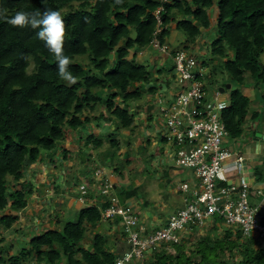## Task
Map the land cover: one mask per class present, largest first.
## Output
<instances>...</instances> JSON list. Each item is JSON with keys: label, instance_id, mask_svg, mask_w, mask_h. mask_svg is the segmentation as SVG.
<instances>
[{"label": "trees", "instance_id": "trees-1", "mask_svg": "<svg viewBox=\"0 0 264 264\" xmlns=\"http://www.w3.org/2000/svg\"><path fill=\"white\" fill-rule=\"evenodd\" d=\"M4 7L9 14L20 9L32 14L44 9L60 11L65 22V54L71 57L70 71L77 79L69 84L58 78L54 56L32 29L0 21L1 228H12L17 212L27 207L30 193L19 188L20 181L23 170L41 159V150L56 154L66 131L81 132L92 121H106L115 131L131 128L130 102L141 101L144 92L153 94L156 89L148 86L151 73L135 62V53L130 58V51L150 46L158 27L154 14L158 8H162L160 44L174 23L194 43L202 31L211 28L210 9H217L210 53L221 60L231 85L228 106L222 110L231 140L241 137L250 111L243 85L251 79V88L259 93L264 90V0H122L120 4L115 0H4ZM202 67L207 69V63ZM98 106L103 107L96 116L92 113ZM90 143L96 148L102 144L93 135L85 141L86 146ZM111 147L117 149V142H111ZM256 175L262 178L258 171ZM136 192V188L121 189L118 195L125 200ZM104 199L102 204L79 208L76 221H66L60 230L34 235L28 249L8 259L0 257V264H114L124 249L107 247L105 236L96 235L92 249L79 247L87 228L101 223V210L110 204L108 197ZM107 221L119 223L117 218ZM261 222L264 225V217ZM225 234L214 241L205 238L190 256L181 242L171 246L173 253L157 250L143 264H234L231 253L229 262L217 263L219 254L234 249H238V264H264V247L257 237L246 238L240 231ZM234 235L237 240L233 241ZM257 241V246H250Z\"/></svg>", "mask_w": 264, "mask_h": 264}, {"label": "rangeland", "instance_id": "rangeland-1", "mask_svg": "<svg viewBox=\"0 0 264 264\" xmlns=\"http://www.w3.org/2000/svg\"><path fill=\"white\" fill-rule=\"evenodd\" d=\"M216 15L217 9H210L209 17L212 23L211 28L202 31V34L194 43L188 42L183 32L175 29V23V25L173 24L174 26L169 28V36L164 41V45L168 47V50L176 51L177 49L185 48L187 52L196 58L198 63H207V69H205V71L209 77L206 78L204 82L209 96L214 94L219 88H223L230 83L226 74L223 72L221 60L217 58L213 59L210 53L211 42L216 37V24H214ZM131 35L134 37V32ZM134 53L136 55L135 62L146 67L151 73V81L148 83V86L156 88V92L153 94L144 92L141 101L130 102L128 111L132 114V117H134V123L131 128L115 131L113 127H109L106 121H92V123H90L91 125L81 132L66 131L64 138L56 147V154L53 155L52 151H40L42 159H40L34 167L24 169L23 179L20 181L22 186L19 188H23L30 193L27 198V207L17 212L19 216L18 221L12 228L6 229L0 227V257L8 259L13 255H18L22 248H29L28 242L34 235L43 233L48 229L60 230L66 221H76L78 216L77 210L87 207L88 205L92 206L94 203H87V195L90 190L84 187L85 183L88 184L91 191L96 194H98V192L101 194L100 190L104 182L103 179H108L113 185L116 184L120 186L122 190L124 189L127 191L132 188H137L138 185H144L143 187H138L139 189L137 188V198L140 195V199L143 197L146 202L149 201V203H151V206H154L159 201L166 202L167 209L165 213L168 216L169 202L167 203V198L165 196L167 176H165V171L163 170L168 166L167 161L169 162L170 160L168 158L166 160V156L164 158L159 153L160 150L158 151L159 146L163 154L166 155V145H163L158 136L153 137L151 135L154 128L160 129L158 133L162 130L163 121L161 115L158 114V108H156V106L159 102H163L161 99H168L169 89L172 91L176 86L173 78L167 77L168 73L173 71L174 64L171 58H163L161 53L150 46H147L143 50H131L130 58ZM156 55L158 56L156 57ZM229 55L231 56V53H229ZM85 60L86 59H84V63ZM114 60L113 58L112 62H114ZM158 69H162L163 71L160 74L161 76L156 72ZM165 78L168 80L169 84H167V82H162L165 81ZM156 80H160V84H156ZM166 85H169V87L167 88ZM242 89L244 92H247L248 95L251 94L250 91L253 94H260L259 91L253 88ZM229 91L230 90H226L222 94V97L227 98L230 93ZM170 98H172V95ZM118 102L119 100H115L116 104H118ZM261 104L264 106L263 102ZM150 106L154 107L153 112ZM102 107L103 106H98L92 114L97 116ZM150 117H154L156 120L153 124L154 128L152 127V122H150L151 120H149ZM90 135L101 140V146L96 148L93 146V143H90L88 146H86V144L84 145L86 139L90 137ZM79 136L84 138L82 142H76ZM243 138L241 137V140L236 142L242 146L245 144L247 146L249 145V139H252V135H249V139L244 140ZM111 142H117V149L111 147ZM156 142L157 146L154 145ZM235 144L236 143L232 141H228L226 146L232 147ZM78 149L80 151L83 150L82 152H84V154ZM88 157H90L89 161H87ZM85 160L88 163H86ZM169 163L172 164L171 162ZM151 164L155 165L153 170L152 166H150ZM40 166H42V168ZM140 166H145L146 171L139 172L138 169L141 168ZM167 168L169 169L170 167ZM114 170H117V172ZM251 171L253 180H255L256 176L254 175L256 171L261 174L262 178L260 179V184L264 186V162ZM85 174L86 176H84ZM136 178L142 182H139ZM187 179L189 180L188 176L185 175L175 177L173 179L175 188L179 189L181 183L187 181ZM151 182V187H155L154 190H151L153 199L149 198L147 192V187H149L148 185ZM160 192L161 194H159ZM111 195H114L115 198L118 197L120 199H118L119 201L124 202L123 197L116 194V192H113ZM137 202H140V200ZM137 202L133 204H140ZM106 221L107 220L102 218L101 223L95 225V227L87 228L85 238L82 240V243L79 244V247L92 249L94 237L96 235H102L105 236L108 243H110L107 247L111 246L112 249H125L126 246L127 248L126 244L125 246L123 245L126 241H124L120 233V228L117 227V225L111 227V224ZM227 230L232 233L235 232V229L225 226L223 221L218 220L217 223L212 225L207 223L200 227H191L182 242L185 253L190 256V252L205 238H209L212 241L223 239ZM231 239L233 241L237 240L235 235ZM240 242H242V240H240L239 243ZM258 243L259 241H257L256 244L253 242L250 246H257ZM260 246L264 247V242H260ZM161 249L166 254L173 253L169 245H162ZM237 252L238 249H234L232 252L226 250L224 254H219L217 263L222 260L229 262L228 258L231 253V255L234 256L232 257L234 264H238L240 257ZM150 256L151 253L145 255L144 259L137 261L136 264H143L144 261L151 258ZM133 262L131 264H134Z\"/></svg>", "mask_w": 264, "mask_h": 264}, {"label": "built area", "instance_id": "built-area-1", "mask_svg": "<svg viewBox=\"0 0 264 264\" xmlns=\"http://www.w3.org/2000/svg\"><path fill=\"white\" fill-rule=\"evenodd\" d=\"M170 0H160L168 3ZM155 11L158 27L151 46L161 54H169L157 36L162 28L160 13ZM173 60V80L176 93L161 99L156 108L163 125L158 137L166 145V154L174 168L193 175L192 181L179 186L184 207L171 214L162 228L149 232L129 205L117 200L101 211L105 220L117 218L128 248L114 264H131L141 261L145 255L161 250L162 245L182 242L184 232L191 227L215 224L223 221L225 226L240 231L246 238L257 237L264 242V188L251 185L244 176L246 161L238 150L227 147L229 138L222 120V110L228 106L227 99L217 90L208 95L204 80L208 78L205 68L184 49L170 55ZM205 72V74H204ZM168 147V149H167ZM194 179V180H193ZM101 196L109 197L113 184L103 179ZM225 183L220 186V183ZM252 198V200H251Z\"/></svg>", "mask_w": 264, "mask_h": 264}, {"label": "crops", "instance_id": "crops-1", "mask_svg": "<svg viewBox=\"0 0 264 264\" xmlns=\"http://www.w3.org/2000/svg\"><path fill=\"white\" fill-rule=\"evenodd\" d=\"M174 25L172 24V26H174ZM175 29H176V26H175ZM157 56L158 55H156V57ZM161 56L163 58L169 57L167 54L166 55L165 54H162ZM159 70H161V69H158L156 72L158 73ZM158 75L161 76L159 73H158ZM167 77L168 78L169 77L172 78L171 73H168ZM164 80L165 81H162V82H165V83L167 82V84H169V82H168V80L166 78ZM157 81L158 80H156V84H160L161 81L160 80H159L160 82L159 81L157 82ZM252 84H253V81L251 79H249V81L245 82V84L243 85L242 88L251 89ZM166 87L168 88L169 85H166ZM169 90H170L169 96H171V95L173 96L176 93V91H177V86H175L172 89V91H171V89H169ZM261 92L260 93L262 95V98L264 99V90L261 91ZM245 93L247 94V92H245ZM250 93H251L249 95V97H250L249 110L250 111H249V114H248V116L246 118L245 123L243 124V127H242L243 133H242L241 137L242 138L244 137L243 139L246 140V139H249V135L251 134L252 135V139H249V145H247V146H246V144L244 142L243 143L245 145H243V146L240 145V144H238L236 142V144L234 146L235 147L234 149L238 150L246 158V161L244 162V169H243V171L245 172L244 176L247 179H249V182H250L251 185H254L256 187H259V188L263 189L264 186L262 184H260L261 183L260 182V178H259L258 175H256V173L254 175V176H256L255 177V180H253V178L251 176V172H252L251 170L254 169L255 167H258V165H261L262 162H264L263 161L264 160V141L254 138V135L256 133H259V134L264 135V106L261 104L262 103L261 101H263V100H261L259 98L258 93L257 94H253L251 91H250ZM228 97H229V95L227 96V98L226 97L225 98L227 99L226 101L229 103ZM150 108H151V111L153 112L154 107L153 106H150ZM150 120H151L150 122H152L151 123L152 124V127L154 128V125L153 124L155 123L156 120H155L154 117H151ZM159 130L160 129H158V128H154L151 136L157 137ZM241 137L238 140H241ZM83 139H84L83 137L79 136L76 139V142H82ZM238 140H235V141H238ZM84 145H85V143H84ZM154 145L157 146V142L154 143ZM242 147H243V149H242ZM82 151L83 150H81L80 152H82ZM158 151H159V153L164 158H165V156L168 157L167 154L166 155L163 154V152L159 148V146H158ZM82 153L84 154V152H82ZM167 157H166V160H167ZM89 160H90V157L87 158V161H89ZM87 161L85 160L86 163H88ZM153 162L155 163L156 161H153ZM169 162L167 161V163H168L167 164L168 165L167 167H170V168L168 169L166 167L165 170H163V171H165V176H167V179H166V181H167V183H166V192H165L166 195L165 196L167 198L166 199L167 203L169 202L168 203V206H169V208H168L169 209L168 210V212H169L168 213V216L165 213V210L167 209L166 202L159 201L154 206H151V203H149V201L146 202L143 199V197H141V199H140V197H139L140 195L137 198V192H136V195L135 196L131 197L130 199H125L124 202L119 201L120 199L118 197L115 198L114 197L115 194L114 195H110L109 198H108L110 201L117 200L118 203H120L123 206L125 204L126 205H129L133 209V211L135 212V214L139 217L141 225H143L149 232L154 231V230L159 229V228H162L165 225V223L167 221V218L171 214L175 213L176 211H178L179 209H182L184 207L183 196L179 192V190L175 188L174 183H173V179L175 177H178V176L181 177L182 175L188 176L189 180H191V181H192V178H193V175H191L190 172H188V171H183V172L178 171ZM36 164L37 163H35L33 166H30V167H34ZM150 166H152V170H153V168H154L155 165L154 164H151ZM40 167L42 168V166H40ZM140 167L141 168L138 169L139 172H145L146 171L145 166H140ZM84 176H86V174ZM136 179L138 180V178H136ZM189 180L187 179V181H189ZM138 181L139 182H142L140 180H138ZM153 182H155V181H153ZM184 182H186V181H184ZM114 186L117 187L116 184ZM143 186L144 185H142V186H139L138 185L137 188L138 187H143ZM148 186L149 187H147V190H148L147 192H148L149 198L150 199H153L152 198V194H151V190H154L155 187L154 188L151 187L152 186V182ZM84 187L85 188H88L87 190H90L88 192V195H87L88 198L86 197L87 198V203H90V204H91V202L92 203L94 202L93 204H102V203H104L105 199L103 198V196H101L99 194V192H98V194H96L95 192L93 193L91 191L90 187H88V184H86V183H85ZM118 187H119V189H117V191H115L116 194H118L120 192V190H121L120 186H118ZM163 187H164V185H163ZM159 194H161V192ZM76 196L79 197L78 195H76ZM138 200H140V202H137ZM134 202H137V203H140V204L134 205L133 204ZM88 206H90V205H88ZM164 215H165V217H164ZM106 222H108V221H106ZM108 223L111 224V227H114V226L117 225V227L120 228V233H121V235H122V237L124 239V236L122 234V230H121L120 224L119 223L117 224L116 222H112V223L108 222ZM209 224L212 225V223H209ZM187 232H188V230H187ZM187 232H184L183 234H181V236H182V242L184 241V238L187 236L186 235ZM124 241H126V240L124 239ZM125 244H126V242L123 245L125 246ZM126 249L127 248L125 246V249L123 251L125 252Z\"/></svg>", "mask_w": 264, "mask_h": 264}, {"label": "clouds", "instance_id": "clouds-1", "mask_svg": "<svg viewBox=\"0 0 264 264\" xmlns=\"http://www.w3.org/2000/svg\"><path fill=\"white\" fill-rule=\"evenodd\" d=\"M115 2L120 4L122 3V0H115ZM0 21L5 22L12 27H29L32 29L35 38L43 42L44 46L54 56L56 61L55 70L58 78L69 84L76 83L77 78L73 75L72 71H70L71 57L66 55L64 50L65 22L60 11L44 9L41 12L32 14L20 9L9 14L8 9L4 7V0H0ZM184 50L186 49L184 48ZM172 52L174 51L168 50L169 54L167 55L169 58H171L170 55ZM169 73L172 74L171 71ZM115 189L116 186L114 188L113 185V192H115Z\"/></svg>", "mask_w": 264, "mask_h": 264}, {"label": "water", "instance_id": "water-1", "mask_svg": "<svg viewBox=\"0 0 264 264\" xmlns=\"http://www.w3.org/2000/svg\"><path fill=\"white\" fill-rule=\"evenodd\" d=\"M113 58H114V56L109 55V59H110V60H113ZM230 89H231V85H230V84H227L225 87H223V88H219V92H220V93H224L226 90H230ZM254 138H255V139H259V140L264 141V135L259 134V133H256V134L254 135ZM114 188H115V186H114Z\"/></svg>", "mask_w": 264, "mask_h": 264}]
</instances>
